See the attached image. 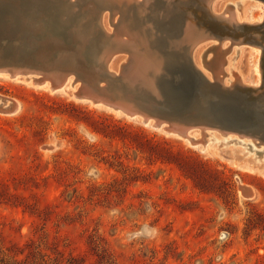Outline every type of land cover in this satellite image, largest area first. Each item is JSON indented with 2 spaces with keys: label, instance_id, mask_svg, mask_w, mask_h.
<instances>
[{
  "label": "rangeland",
  "instance_id": "1",
  "mask_svg": "<svg viewBox=\"0 0 264 264\" xmlns=\"http://www.w3.org/2000/svg\"><path fill=\"white\" fill-rule=\"evenodd\" d=\"M261 5L242 2L238 11L255 19ZM37 31H25L29 44ZM5 51L0 62L14 58ZM232 58L255 84L251 47ZM0 95L21 105L0 112V264H99L102 251L112 264H264V166L250 150H201L67 91L17 80L0 77Z\"/></svg>",
  "mask_w": 264,
  "mask_h": 264
},
{
  "label": "bare ground",
  "instance_id": "2",
  "mask_svg": "<svg viewBox=\"0 0 264 264\" xmlns=\"http://www.w3.org/2000/svg\"><path fill=\"white\" fill-rule=\"evenodd\" d=\"M89 1L0 0V48L14 57L0 62V77L67 91L201 150L242 145L264 166V103L258 101L264 90V31L258 28L264 9L250 19L238 6L251 0H91L93 8L85 10ZM256 2L263 7L264 0ZM72 27L74 41L66 33ZM28 29L39 30L31 44ZM247 45L258 60L253 85L232 67V55ZM188 64L204 78L207 100L226 111L201 109L205 119L188 121L162 112L170 105L164 84L169 72H186ZM89 73L97 74L95 81ZM20 108L18 100L0 95L2 114ZM257 153H263L260 160ZM251 191L244 188L249 198ZM150 231L143 227V234Z\"/></svg>",
  "mask_w": 264,
  "mask_h": 264
},
{
  "label": "water",
  "instance_id": "3",
  "mask_svg": "<svg viewBox=\"0 0 264 264\" xmlns=\"http://www.w3.org/2000/svg\"><path fill=\"white\" fill-rule=\"evenodd\" d=\"M186 67L188 68L186 72H169L168 81L164 84L169 89L167 101L170 105H167V108L161 107L160 109L164 110L162 112L172 119L188 121L189 119H205L206 115L202 114L201 109L210 110L215 115L219 111H226L224 106H221L224 109L215 107L211 101L207 100V93L201 87V84H205L204 78L195 72L191 65L188 64ZM141 233L143 234V229Z\"/></svg>",
  "mask_w": 264,
  "mask_h": 264
},
{
  "label": "trees",
  "instance_id": "4",
  "mask_svg": "<svg viewBox=\"0 0 264 264\" xmlns=\"http://www.w3.org/2000/svg\"><path fill=\"white\" fill-rule=\"evenodd\" d=\"M97 251H99L98 247H97ZM105 253H106L105 251H102L101 254H98V262H99V264H112L110 262L109 258L105 255ZM28 259H29V257H27V260ZM22 263H23L22 261H18V259H16L15 263H13V264H22ZM2 264H6L4 262V260H2ZM70 264H73V263L70 262Z\"/></svg>",
  "mask_w": 264,
  "mask_h": 264
}]
</instances>
